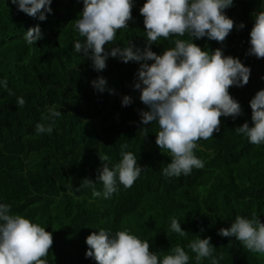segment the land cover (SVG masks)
<instances>
[{
    "label": "trees",
    "instance_id": "1",
    "mask_svg": "<svg viewBox=\"0 0 264 264\" xmlns=\"http://www.w3.org/2000/svg\"><path fill=\"white\" fill-rule=\"evenodd\" d=\"M145 2L133 0V19L117 31L114 43L130 42L144 49L146 32L139 10ZM83 6V0H52V13L40 21L11 0H0V81L6 79L8 85L7 89L0 85V203L52 233L48 264H96L85 255L86 237L100 228L112 236L128 228L161 258L180 245L190 256L188 264H197L188 248L197 235L211 237L213 255L218 259L223 255L219 264H264V256L218 234L237 215L251 217L255 212L264 222V143L254 145L236 131L245 121L251 125L249 101L264 89V58L247 54L254 14L264 11V0H234L225 13L245 27H234L223 43L194 39L210 53L222 48L225 55L238 57L251 74L247 85L229 89L242 115L221 117L220 131L198 141L195 154L204 167L178 178L162 174L171 158L155 142L158 124L141 123L140 110L147 108L134 87L139 63L109 57L107 67L97 72L90 58L75 51V42L85 39L75 27ZM36 25L43 36L29 45L25 32ZM178 38L188 37L160 38L151 45L152 51L162 54ZM114 46L109 44L106 50ZM98 76L107 80L103 92L91 84ZM125 95L132 99L128 106L122 105ZM18 97L24 98L23 107L17 105ZM53 107L62 114L52 133L37 134L36 124L48 123L42 117ZM125 143L129 145L125 151L133 152L143 166L132 187L117 181L110 198L94 197L91 188L78 187L83 178L96 180L100 155L110 158V167L118 163ZM96 188L103 190L99 181ZM172 218L181 223L186 236L171 231ZM200 264H211V259Z\"/></svg>",
    "mask_w": 264,
    "mask_h": 264
},
{
    "label": "clouds",
    "instance_id": "2",
    "mask_svg": "<svg viewBox=\"0 0 264 264\" xmlns=\"http://www.w3.org/2000/svg\"><path fill=\"white\" fill-rule=\"evenodd\" d=\"M234 0H146L140 8L146 32V45L143 50L128 42L126 46L114 43L117 31L128 27L133 19V0H83V9L75 19V27L83 41L77 40L74 49L92 61L95 71L102 72L107 67L109 57L119 58L123 63L137 62V82L135 89L140 91V100L147 110H140L142 125L158 124L157 146L170 154V162L162 169L166 178L190 175L193 169H202L204 162L195 154L198 141L211 139L221 129V117L236 118L242 115L238 100L232 97L229 89L243 87L249 82L251 69L238 57L225 55L222 48L209 52L194 42L201 38L223 43L234 27L238 26L226 15L225 10ZM18 10L37 18L47 19L52 13V0H11ZM255 23L250 31L248 55L264 58V11L254 14ZM43 34L39 25L25 32L27 44H36ZM175 39L174 47L164 49L162 54L152 51L151 45L160 38L185 37ZM116 45L106 50V46ZM152 61V63H148ZM93 88L103 92L107 80L98 76L91 81ZM5 89L7 80L0 81ZM114 94L112 88H107ZM9 95L14 93L8 89ZM132 103L130 96L122 98V105ZM23 97L17 98V105L23 107ZM251 125L245 121L236 128L238 134L247 137L254 145L264 143V89L258 90L249 101ZM61 111L49 108L42 120L37 123V134L52 133L55 119ZM129 145H121V159L109 166V157L100 155L101 168L96 180L83 178L78 187L91 188L94 197L110 198L117 190V181L125 188L133 186L139 178L143 166L133 152L125 151ZM103 190L96 188V182ZM170 229L180 236H186L181 223L171 219ZM201 231H204L201 228ZM218 234L233 237L244 249L264 256V222L255 212L251 217L237 215L230 227H222ZM54 243L53 235L39 223L32 222L20 214H13L11 206L0 203V264H48L46 257ZM88 249L86 257L93 258L96 264H188L190 256L185 248L177 245L170 253L160 255L153 252L146 240L140 239L128 228L110 235L104 228L93 231L86 237ZM188 248L195 253L197 264L205 258L211 264H219L223 259L213 255L211 237L197 235Z\"/></svg>",
    "mask_w": 264,
    "mask_h": 264
}]
</instances>
